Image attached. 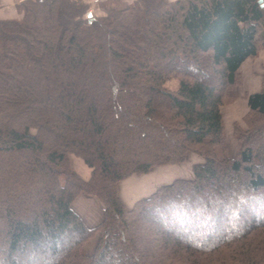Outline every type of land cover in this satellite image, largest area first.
<instances>
[{
  "label": "trees",
  "instance_id": "trees-1",
  "mask_svg": "<svg viewBox=\"0 0 264 264\" xmlns=\"http://www.w3.org/2000/svg\"><path fill=\"white\" fill-rule=\"evenodd\" d=\"M100 7L25 0L0 19V264H264V80L233 156L220 112L264 46V0ZM189 152L204 158L191 179L121 201V179ZM79 193L104 203L94 227Z\"/></svg>",
  "mask_w": 264,
  "mask_h": 264
},
{
  "label": "rangeland",
  "instance_id": "rangeland-1",
  "mask_svg": "<svg viewBox=\"0 0 264 264\" xmlns=\"http://www.w3.org/2000/svg\"><path fill=\"white\" fill-rule=\"evenodd\" d=\"M104 1L81 0L86 5V11H90L94 16L103 13L100 4ZM131 1L133 0H129V2ZM23 2L25 0H0V19H21ZM238 76V83L234 87V96H225L224 103L220 106L224 139L229 156H233L236 152L237 132L247 127L245 117L249 109L246 95L258 91L262 87L264 80V46L260 47L254 56L242 62L238 70ZM166 86L169 89L176 88L177 80L168 81ZM203 161L204 158L198 153L189 152L182 162L155 165L148 172L128 175L117 183L118 196L125 206L130 208L137 200L148 196L161 185L169 184L176 179H191L193 177L192 165ZM69 166L83 180L89 178L91 168L80 157L70 153ZM98 204L105 208L104 203L99 198L86 193H79L71 202V206L74 205L85 212L86 219L92 223V227L99 224L103 218L104 210L100 211L97 207ZM97 212L99 214H96ZM96 240L97 233L84 243L82 250L85 254H90L93 251Z\"/></svg>",
  "mask_w": 264,
  "mask_h": 264
},
{
  "label": "crops",
  "instance_id": "crops-1",
  "mask_svg": "<svg viewBox=\"0 0 264 264\" xmlns=\"http://www.w3.org/2000/svg\"><path fill=\"white\" fill-rule=\"evenodd\" d=\"M126 1L129 2V0H126ZM76 201H77V199H76ZM76 201H75V202H76ZM75 202H74V203H75ZM71 207H72V209H73L75 212H77V213L79 214V216L82 218V220L84 221V223H85L88 227H92V226H93L92 223H90V222L86 219L87 215L85 214V212H84L83 210H79V209H78L77 207H75L74 205L71 206ZM97 207L99 208L100 211L104 210V207H102L100 204H98ZM92 211H93V210H92ZM96 214H99V213L97 212Z\"/></svg>",
  "mask_w": 264,
  "mask_h": 264
},
{
  "label": "built area",
  "instance_id": "built-area-1",
  "mask_svg": "<svg viewBox=\"0 0 264 264\" xmlns=\"http://www.w3.org/2000/svg\"><path fill=\"white\" fill-rule=\"evenodd\" d=\"M88 13H90V11Z\"/></svg>",
  "mask_w": 264,
  "mask_h": 264
}]
</instances>
